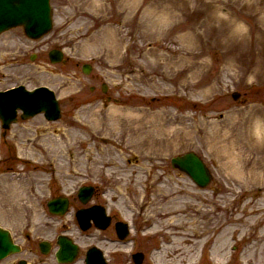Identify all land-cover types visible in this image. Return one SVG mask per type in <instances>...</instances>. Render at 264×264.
Here are the masks:
<instances>
[{"label": "rangeland", "instance_id": "obj_1", "mask_svg": "<svg viewBox=\"0 0 264 264\" xmlns=\"http://www.w3.org/2000/svg\"><path fill=\"white\" fill-rule=\"evenodd\" d=\"M51 5L54 26L44 37L33 41L22 28L0 36V89L46 85L62 108L56 121L39 114L8 129L0 122V197L9 201L3 210L15 208L6 215L0 206V225L25 246L49 241L47 264H60V234L80 246L70 264H85L92 245L108 264H134L137 252L142 264H157L160 248L175 245L183 230L172 227L170 239L166 229L153 233L144 209L159 188L183 187L193 193L183 201L201 206L189 209L199 233H190L198 245L187 264H264V0ZM53 48L65 61L50 62ZM120 119L133 135L121 132ZM107 148L113 158L102 154ZM192 151L212 171L206 188L172 167V157ZM82 185L96 187L86 205L77 196ZM59 195L70 199L64 216L47 207ZM92 203L130 234L119 240L114 225L82 231L75 211Z\"/></svg>", "mask_w": 264, "mask_h": 264}, {"label": "water", "instance_id": "obj_2", "mask_svg": "<svg viewBox=\"0 0 264 264\" xmlns=\"http://www.w3.org/2000/svg\"><path fill=\"white\" fill-rule=\"evenodd\" d=\"M24 25L26 33L32 38H39L52 27L50 0H0V33L11 27ZM63 52L52 50L50 57L52 62H59L63 59ZM84 71L89 73L90 66H84ZM234 98L239 97L238 93L233 94ZM22 110V118L26 119L38 113H44L49 120L60 118V106L55 93L48 87L42 86L34 91H29L25 86H19L7 91H0V120L5 128H9L12 122L17 119L18 110ZM172 165L188 174L200 187H205L211 181V175L204 161L194 152L175 156L171 160ZM92 195L91 187H84L80 190L79 196L83 202H87ZM52 213L64 214L68 209L66 198L53 199L48 202ZM104 213V212H103ZM78 220L83 229L90 226L93 218L96 225L106 228L109 225V218L104 220L102 214L94 213L90 210H80L77 213ZM117 234L120 239H124L129 234L128 225L118 222L116 225ZM60 246L56 257L61 263L73 262L79 252V247L66 236H59ZM44 252H48L50 245L48 242L41 244ZM20 251L7 230L0 228V259L9 253ZM137 264H141L143 255L137 253L134 256ZM86 264H107L103 252L92 247L86 254Z\"/></svg>", "mask_w": 264, "mask_h": 264}, {"label": "bare ground", "instance_id": "obj_3", "mask_svg": "<svg viewBox=\"0 0 264 264\" xmlns=\"http://www.w3.org/2000/svg\"><path fill=\"white\" fill-rule=\"evenodd\" d=\"M118 115L121 116L120 114H117L113 120L117 119ZM120 126L122 133L130 131V134L133 135L131 124L126 126L121 123L120 119ZM135 130H138V128H135ZM142 130L143 127H141L140 133H142ZM146 143H148L146 139L143 141L140 140L135 143V146L138 147L140 145L145 147ZM129 144H131V141ZM102 154L106 157L111 156L113 158V148L104 149ZM191 194L193 195L192 192L186 191L183 187H162L159 188L158 192L155 194L157 200L154 204L144 209V216L147 218L148 223L151 222L149 229L152 227L154 228L152 231L153 233L158 232V230H156L157 228L163 230L166 229L165 234L167 235V238L169 237L170 239L173 235L172 232H169L172 231V227L183 230V232L178 234L177 240L174 243L175 245L170 246L169 244H165L160 248L159 253L155 255L157 264H162L163 260L167 261V264H187L189 256L198 245V242H195L193 239L194 236L199 233V227L196 224L198 222V213L193 214L189 209H191L190 207H193L196 208V211L200 212L201 206L199 204H192L183 201L184 197ZM8 202L6 196L2 195V197H0L2 212L6 215L9 213L14 215L15 208L3 210L7 207L6 203ZM189 223L193 225L192 228H188ZM190 233L194 236H190Z\"/></svg>", "mask_w": 264, "mask_h": 264}, {"label": "flooded vegetation", "instance_id": "obj_4", "mask_svg": "<svg viewBox=\"0 0 264 264\" xmlns=\"http://www.w3.org/2000/svg\"><path fill=\"white\" fill-rule=\"evenodd\" d=\"M95 194H96V190L94 192V197H95ZM97 204H100V203H97ZM108 229L110 228H107L103 231H106ZM27 241H30V240L27 239ZM21 249L22 250L20 253L8 256L5 259V260L10 259V261H8V264H34V263L47 264L46 258H45L46 254L43 253L40 248V241L30 246L21 245ZM3 261H0V264Z\"/></svg>", "mask_w": 264, "mask_h": 264}]
</instances>
